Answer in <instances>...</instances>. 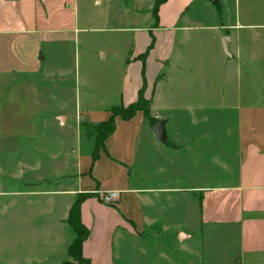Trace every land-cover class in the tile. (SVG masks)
Instances as JSON below:
<instances>
[{"label":"rangeland","instance_id":"obj_1","mask_svg":"<svg viewBox=\"0 0 264 264\" xmlns=\"http://www.w3.org/2000/svg\"><path fill=\"white\" fill-rule=\"evenodd\" d=\"M209 1V4L200 2L191 8L189 29L175 28L171 66L163 63L160 73L165 74V80L158 81L155 86L160 107L178 102H189L198 107V100L205 104L203 114L195 110L188 117L161 113V118L169 117V125L176 129L189 126V138L201 142L218 139L226 130L233 132L237 123L234 110L224 109L220 96L224 75L221 56L224 36L221 31L226 34L224 26H235L236 22L264 28V0ZM76 4L79 16L76 38L64 44L44 46L46 60L42 75H37L40 80H31L19 73L6 89L16 94L15 100H4L9 95H5L2 87L5 81H0V191H19L13 198L19 215L14 234L18 264L49 262L42 261L40 255L45 251L36 239L42 226L47 224L46 216L35 213L33 222L23 215L29 214L31 208L51 204L60 207L65 200L55 191L78 188L75 177L89 166L85 156L97 149L102 152L103 148L95 145L93 129L80 128L79 124L95 125L97 123L91 121L107 118L106 108L120 104L122 98L123 103L129 100L126 94L130 77L131 84H135L137 78L142 82L144 76L150 86L154 84L152 75L158 67L153 71L146 61L144 70L142 59L127 62L129 57L147 49L152 26L156 24L153 32L156 43L160 35V46L172 39L169 32H161L167 29L159 23V15L158 20L154 17L153 9L148 7L150 3L145 0H77ZM263 47L258 53L261 58L255 62L264 60ZM102 52L106 57L102 58ZM241 77L243 96L247 86L254 85L258 87V98L264 101V65H256L249 72L243 67ZM250 79H256L258 83L255 85L253 80L249 83ZM33 90L38 91L33 93ZM234 91L232 87L229 89L231 95H237ZM246 101L242 100L243 103ZM64 110L69 116L68 122L62 123L61 116L66 115ZM80 151L83 160L79 163ZM213 153V148H208L205 153L202 147L189 145V180L179 184L189 188L217 184V164L211 163ZM178 157L182 167L185 150ZM101 178L100 181L107 184L111 179L110 172L104 171ZM29 190H44L51 194L30 196L26 194ZM198 199V193L189 192V240L183 238L179 242L176 229L167 222L163 230L153 229L154 242L150 238L129 246L119 241L117 247L121 259L117 264H264V254L240 251L237 228L202 225ZM6 210V207L1 208V214L5 215ZM169 215L175 223L180 220L181 213ZM57 216L59 214L55 212L54 218ZM9 227L2 222L0 228V251L7 254L10 252Z\"/></svg>","mask_w":264,"mask_h":264},{"label":"crops","instance_id":"obj_2","mask_svg":"<svg viewBox=\"0 0 264 264\" xmlns=\"http://www.w3.org/2000/svg\"><path fill=\"white\" fill-rule=\"evenodd\" d=\"M145 1L150 3L149 9H153V0ZM200 2L209 4L211 1L167 0L163 3L159 8L158 22L167 30L161 32H169L172 38L177 26L189 29L191 8ZM76 3L77 0H0V81H5L2 87L6 92L4 94L9 95L4 100L17 99L15 93L6 91L17 75L24 74L31 80H40L38 76L42 75L46 60L43 56L44 46L64 44L76 38L79 29ZM236 23L235 26H224L226 34L221 31V36H229L230 40L229 53L221 49L224 75L221 77L223 92L220 96L224 109L234 110L237 116L234 131L226 130L218 139L211 141H194L189 138V126L176 129L169 125V117L161 118V113L164 112L168 115L188 117L192 110L203 114L206 108L199 100L198 107L189 102L159 106L155 86L158 81L165 80V74H161L160 70L164 68V62L171 66L175 50L173 38L165 46H160L159 35L156 43L153 32L156 24L152 26L149 35L151 41L152 35L155 37V44L146 61L151 64L153 71L158 67L159 72L156 69L152 75V79H155L152 86L147 83L144 74L142 82L141 78H137L135 84H131L133 81L130 77V87L126 94L129 100H124L123 103L122 98L120 104L128 105L134 102L139 89L146 84L145 97L152 100L151 115L165 121L167 142L161 143L157 139L153 131L154 125L144 118L142 112L131 120L117 116L116 129L104 141L100 157L93 162L91 155L85 156L89 166L78 172V178L75 177L80 187L78 185V188L55 191L56 195L65 200L60 207L52 204L38 208L30 207V213L23 215L26 220L33 222L35 213L46 216L47 224L42 226L36 238L38 245L45 251L40 255L43 262L63 264L66 260L68 247L75 237L67 218L78 196L87 192L91 193V196L86 198L80 207L81 220L90 231L83 244V254L92 264H117V260L121 259V252L117 247L119 241L122 240L129 246L150 238L154 242L153 229L163 230L167 227V222L176 229V235L180 237L179 242L183 238L184 241L189 240V192L199 194L198 206L202 225L237 228L242 253L264 254V101L257 96L258 87L247 86L244 96L241 87L243 67L249 72V69L255 68L256 65H264V60L255 62L261 58L258 53L264 46V28ZM145 51L129 57L127 62L141 59ZM103 57H106L104 52ZM141 62L145 70V63ZM252 80L250 79L249 83L254 81ZM257 83L255 79L254 84ZM231 87L237 95L230 94ZM243 99L248 101L243 103ZM110 108L105 109L108 111L107 118L91 122L99 123L108 119L111 115ZM64 113L66 115L61 116L62 123L68 122L69 113L65 110ZM84 113L87 114V111ZM189 145L194 148L202 147L205 153L208 148L215 150L211 155V163L217 164V184H202L191 188L179 184L189 180ZM184 150L186 158L184 165L180 167L178 156ZM78 158L80 163L83 160L81 151ZM106 170L110 172L111 179L104 184L100 178ZM87 177L89 179H86ZM204 177L207 178V175ZM112 190L119 191V198L108 204L103 201L102 196ZM18 192L0 191V228L2 222L10 226V252L7 254L3 250V253L0 251V264H18V256L14 252L17 237L14 234L17 231L15 226L19 215L18 205L13 200ZM26 194L35 196L51 193L29 190ZM3 207L7 208L5 215L1 214ZM55 212L59 214L56 218ZM177 212L181 213L180 220L173 223L169 213Z\"/></svg>","mask_w":264,"mask_h":264},{"label":"trees","instance_id":"obj_3","mask_svg":"<svg viewBox=\"0 0 264 264\" xmlns=\"http://www.w3.org/2000/svg\"><path fill=\"white\" fill-rule=\"evenodd\" d=\"M167 0H153V14L158 20V12L160 6ZM155 44V37L152 35V41L144 54L141 55L143 63H145L149 51L153 48ZM146 84H144L138 92L137 99L128 105H115L110 108L111 115L108 119L99 122L95 125L87 124L82 122L81 127L88 129H93L95 132V145L100 146L98 148H104V141L111 135L116 129L115 119L117 116L122 117L124 120H131L139 112H142L144 118L151 124L155 125L159 120L151 115L152 100L145 97ZM91 157L93 162H95L100 157L99 149L93 150L91 152ZM91 193H81L73 206L70 209L69 216L67 218V223L73 230L75 237L68 247L67 258L63 264H92L91 260L84 256L83 254V244L85 240L90 235L89 229L83 224L81 220V203L88 197Z\"/></svg>","mask_w":264,"mask_h":264},{"label":"water","instance_id":"obj_4","mask_svg":"<svg viewBox=\"0 0 264 264\" xmlns=\"http://www.w3.org/2000/svg\"><path fill=\"white\" fill-rule=\"evenodd\" d=\"M229 36H225L223 39V47L226 53H229ZM153 131L157 136V139L161 143H166L167 142V134L165 130V121L164 120H159L154 126H153Z\"/></svg>","mask_w":264,"mask_h":264},{"label":"built area","instance_id":"obj_5","mask_svg":"<svg viewBox=\"0 0 264 264\" xmlns=\"http://www.w3.org/2000/svg\"><path fill=\"white\" fill-rule=\"evenodd\" d=\"M118 198H119V191L117 190L105 192L102 196L103 201L108 204L114 203L115 201H117Z\"/></svg>","mask_w":264,"mask_h":264}]
</instances>
